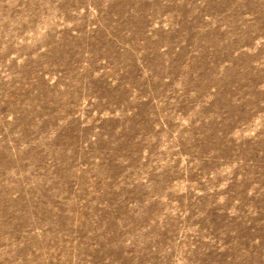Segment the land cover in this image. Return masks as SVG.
I'll list each match as a JSON object with an SVG mask.
<instances>
[{
    "label": "rangeland",
    "instance_id": "obj_1",
    "mask_svg": "<svg viewBox=\"0 0 264 264\" xmlns=\"http://www.w3.org/2000/svg\"><path fill=\"white\" fill-rule=\"evenodd\" d=\"M0 264H264V0H0Z\"/></svg>",
    "mask_w": 264,
    "mask_h": 264
}]
</instances>
